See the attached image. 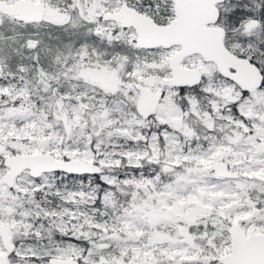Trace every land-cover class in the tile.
<instances>
[{
	"label": "snow or ice",
	"instance_id": "1",
	"mask_svg": "<svg viewBox=\"0 0 264 264\" xmlns=\"http://www.w3.org/2000/svg\"><path fill=\"white\" fill-rule=\"evenodd\" d=\"M0 264H264V0H0Z\"/></svg>",
	"mask_w": 264,
	"mask_h": 264
}]
</instances>
